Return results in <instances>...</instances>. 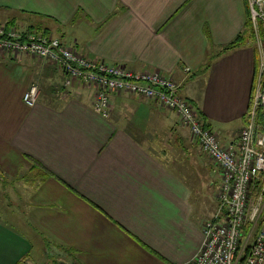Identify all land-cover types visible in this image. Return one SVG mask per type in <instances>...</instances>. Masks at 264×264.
<instances>
[{"label": "crops", "instance_id": "1", "mask_svg": "<svg viewBox=\"0 0 264 264\" xmlns=\"http://www.w3.org/2000/svg\"><path fill=\"white\" fill-rule=\"evenodd\" d=\"M0 24L172 78L223 146L244 126L259 58L252 29L223 48L250 35L245 0H0ZM109 101L103 118L92 91L64 90L52 64L0 53V212L36 241L0 220V264H38L39 252L45 264H184L197 253L211 213L196 208L181 163L193 153L205 177L214 165L175 113L127 94Z\"/></svg>", "mask_w": 264, "mask_h": 264}, {"label": "built area", "instance_id": "2", "mask_svg": "<svg viewBox=\"0 0 264 264\" xmlns=\"http://www.w3.org/2000/svg\"><path fill=\"white\" fill-rule=\"evenodd\" d=\"M248 20L258 51V64L245 123L235 144L223 146L219 135L205 125L192 105L178 95L179 85L159 72L134 73L120 66L88 60L61 40L0 25V53L28 56L55 66L64 87L93 93V109L103 118L110 114V96L127 94L154 102L179 118L201 153L219 171L216 210L202 226L197 253L184 264H264V133L258 132L257 113L264 108V0H245ZM39 97L32 85L22 96L26 107ZM247 229V234L244 230Z\"/></svg>", "mask_w": 264, "mask_h": 264}, {"label": "rangeland", "instance_id": "3", "mask_svg": "<svg viewBox=\"0 0 264 264\" xmlns=\"http://www.w3.org/2000/svg\"><path fill=\"white\" fill-rule=\"evenodd\" d=\"M61 78H62V86H63L64 90H69V89L65 88L63 85L64 84V78L62 77V75H61ZM34 85L37 87L39 95H40L41 84L36 83ZM44 90H45V88H44ZM155 152L158 154L160 153L158 150H155ZM177 153H180V152L177 151ZM195 160H196L195 155L192 153L190 160H187V161L185 160L184 162L181 163L182 165H185V167H188V171H189V173L186 171L187 176L182 177V179L184 180L185 184L189 185L188 187H190V189L192 191V200L195 203V206L198 209V211H201L204 215H209L211 213L208 216V218L209 217L212 218L211 216H213V214L215 213V210H216L215 196L217 194V188L219 186V184L217 186V182H218L217 169H215L214 166H212V164H211L212 169L209 170L207 177L199 175V174L196 175L197 170L200 168L195 164V162H196ZM181 164L175 163V165L177 167H179ZM207 167L209 168L210 166H208V164H207ZM173 168H175V167H173ZM179 174H181V173L178 171V176L180 177L181 175H179ZM10 200L11 199H7V196H6V199H2V201H4V202L6 201L3 205L9 204ZM13 218H14V216H12V215H9V214L6 215V214L0 212V220H2L3 222H6L9 225L15 226V228L20 233L29 237V239L33 243H35L36 241L32 237V234L28 230H26L25 228L23 229V226L20 225L19 223H17ZM210 218L207 221H209ZM262 219H264V210L260 216V220H262ZM36 251H37L36 247H34V252H33L34 255L36 254ZM51 251L53 253H60L56 249H51ZM37 256H38V261H37L38 264H45V262H46L45 257L40 252H39V255H37Z\"/></svg>", "mask_w": 264, "mask_h": 264}, {"label": "trees", "instance_id": "4", "mask_svg": "<svg viewBox=\"0 0 264 264\" xmlns=\"http://www.w3.org/2000/svg\"><path fill=\"white\" fill-rule=\"evenodd\" d=\"M249 22V20H248ZM1 25V24H0ZM4 26L5 30H8L10 27H15L18 30H21L20 28H18L17 26H14L12 24H8V25H2ZM249 27H250V23H249ZM249 32L250 35H247V37H243V36H238L233 42H231L230 44H228L226 47L223 48V51H227V50H232L235 48H239L240 46L244 45L246 40H249V38H252V33H251V28H249ZM24 32L23 37L26 35H36V36H42L45 38H51L49 35H46L44 32L41 31H36V30H31V29H26V30H21ZM262 38L264 39V35H262ZM257 125H258V132L260 133H264V108L259 109L258 113H257ZM42 180H44L42 178ZM262 222H264V219L260 220L259 224H261ZM247 229L244 230V234H247ZM51 246V245H50ZM62 252L64 254H69L72 253L73 251H70L69 249H61ZM73 254V253H72Z\"/></svg>", "mask_w": 264, "mask_h": 264}]
</instances>
